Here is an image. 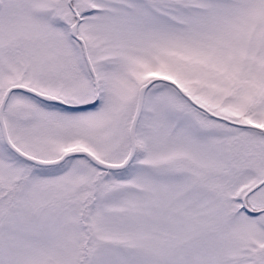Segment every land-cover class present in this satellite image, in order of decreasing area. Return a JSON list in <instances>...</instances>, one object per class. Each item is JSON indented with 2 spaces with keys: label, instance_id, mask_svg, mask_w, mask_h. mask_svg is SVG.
I'll return each instance as SVG.
<instances>
[{
  "label": "snow or ice",
  "instance_id": "1",
  "mask_svg": "<svg viewBox=\"0 0 264 264\" xmlns=\"http://www.w3.org/2000/svg\"><path fill=\"white\" fill-rule=\"evenodd\" d=\"M0 264H264V0H0Z\"/></svg>",
  "mask_w": 264,
  "mask_h": 264
}]
</instances>
